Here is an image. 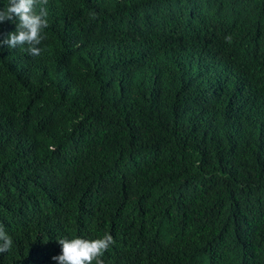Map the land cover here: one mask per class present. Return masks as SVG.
Here are the masks:
<instances>
[{"label": "trees", "instance_id": "16d2710c", "mask_svg": "<svg viewBox=\"0 0 264 264\" xmlns=\"http://www.w3.org/2000/svg\"><path fill=\"white\" fill-rule=\"evenodd\" d=\"M46 7L40 56L0 52V264L105 233L104 264H264V0Z\"/></svg>", "mask_w": 264, "mask_h": 264}, {"label": "clouds", "instance_id": "9594fccd", "mask_svg": "<svg viewBox=\"0 0 264 264\" xmlns=\"http://www.w3.org/2000/svg\"><path fill=\"white\" fill-rule=\"evenodd\" d=\"M48 0H8L0 8V23L15 24V31L0 40V52L7 48L25 47L27 52L36 57L42 54L39 47L45 36L43 30L48 27ZM38 9V10H37ZM62 246L61 254L53 259L58 264H104L103 255L115 243L112 235L105 233L96 239L73 238L57 239ZM13 244L12 238L0 226V253L8 252Z\"/></svg>", "mask_w": 264, "mask_h": 264}]
</instances>
